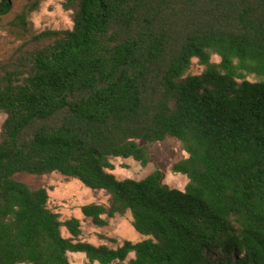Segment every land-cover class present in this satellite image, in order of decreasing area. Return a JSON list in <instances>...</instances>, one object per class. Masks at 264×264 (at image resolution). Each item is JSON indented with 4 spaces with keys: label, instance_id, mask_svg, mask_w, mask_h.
<instances>
[{
    "label": "trees",
    "instance_id": "trees-1",
    "mask_svg": "<svg viewBox=\"0 0 264 264\" xmlns=\"http://www.w3.org/2000/svg\"><path fill=\"white\" fill-rule=\"evenodd\" d=\"M41 1L14 14L0 59V264H264V0H62L71 27L35 30ZM167 137L187 154L182 189L112 173ZM53 172L108 195L81 206L93 225L129 212L144 238L82 241L46 187L14 178Z\"/></svg>",
    "mask_w": 264,
    "mask_h": 264
},
{
    "label": "rangeland",
    "instance_id": "rangeland-1",
    "mask_svg": "<svg viewBox=\"0 0 264 264\" xmlns=\"http://www.w3.org/2000/svg\"><path fill=\"white\" fill-rule=\"evenodd\" d=\"M62 0H42L39 8L30 14L29 21L35 30L45 28L63 29L70 28V13L63 10ZM24 0H12L11 11L2 17L0 26V59H4L10 49L16 44L11 28L10 20L18 12ZM211 60L217 62V56H212ZM202 70L196 59H193L190 72L198 73ZM252 79V78H250ZM4 115L0 113V127ZM142 144V142H140ZM144 144V143H143ZM149 161L145 166L132 158H112L114 165L112 173L118 179L133 178L141 179L155 169L162 173L161 181L171 187L182 189L187 182L185 175L173 173L171 166L174 162L187 156L181 143L172 137H167L163 141H158L147 145ZM14 178L25 182L29 187H46L48 192V207L59 215L61 221L75 217L79 219L82 234L80 240L94 245L106 244L109 247H116L123 240L137 242L144 237L137 233L130 224L131 216L126 212L123 216H115L109 219L108 225L98 227L91 223L89 218H85L81 213V206L89 203L106 204L108 195L103 190H92L85 187L77 179L67 178L59 173L53 172L45 175H32L28 173H17ZM63 236L68 233L61 228ZM104 236L105 239H102ZM113 239L114 241H110ZM133 256L130 254L121 264H128V260ZM70 264H89L82 253H69ZM92 264H98L96 262ZM114 264V263H113Z\"/></svg>",
    "mask_w": 264,
    "mask_h": 264
}]
</instances>
